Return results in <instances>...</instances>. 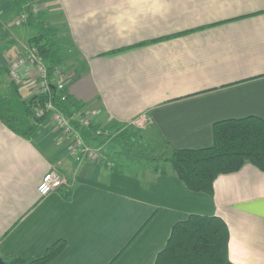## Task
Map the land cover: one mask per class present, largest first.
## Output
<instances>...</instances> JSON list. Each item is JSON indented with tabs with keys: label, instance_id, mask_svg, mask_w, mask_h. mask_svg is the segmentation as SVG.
Instances as JSON below:
<instances>
[{
	"label": "crops",
	"instance_id": "0c3cea01",
	"mask_svg": "<svg viewBox=\"0 0 264 264\" xmlns=\"http://www.w3.org/2000/svg\"><path fill=\"white\" fill-rule=\"evenodd\" d=\"M43 1L46 24L59 29L54 42L66 51V91L95 125L144 117L165 147L200 150L214 145L217 123L264 121V0ZM9 8L0 0L5 29ZM29 29L11 33L0 69L31 45ZM36 78L33 67L23 70L25 99ZM69 144L50 120L31 139L0 120L3 261L35 259L64 242L49 264H156L173 227L200 215L227 224L230 264H264V172L254 165L219 176L206 195L172 175L77 165ZM53 169L73 187L41 198L38 186Z\"/></svg>",
	"mask_w": 264,
	"mask_h": 264
},
{
	"label": "trees",
	"instance_id": "16d2710c",
	"mask_svg": "<svg viewBox=\"0 0 264 264\" xmlns=\"http://www.w3.org/2000/svg\"><path fill=\"white\" fill-rule=\"evenodd\" d=\"M11 14L16 17L27 15V27L37 31L31 39L42 56L48 77L52 79L57 68L64 66V49L52 41L57 32L47 25L41 14L32 13L23 0L11 1ZM14 17L8 18L12 20ZM35 43V44H34ZM8 68L0 69V82ZM48 102L68 118L81 134L89 138L90 132L99 124L86 131L76 119L84 105L70 97L65 90L57 87L50 89V95H33L25 99L22 90L11 83L7 93L0 91V120L12 132L26 139H31L41 125L49 120L50 111L42 118L36 112ZM113 131L123 125L112 124ZM127 133L119 135L113 141L125 138ZM172 150V149H170ZM172 158L167 168L160 170L161 176H175L192 192L212 195L214 183L221 175L238 172L244 165L252 164L264 172V121L257 117L241 120H228L217 123L214 127V145L200 150H172ZM106 161H110L109 166ZM102 164L113 171H118V164L104 154ZM119 172V171H118ZM69 199V196H68ZM230 232L227 224L220 217L191 215L187 220L177 223L166 247L159 253L156 264H230L228 246ZM65 249L60 242L38 258L24 260L14 258L4 261L6 264H49Z\"/></svg>",
	"mask_w": 264,
	"mask_h": 264
},
{
	"label": "built area",
	"instance_id": "2783aa9c",
	"mask_svg": "<svg viewBox=\"0 0 264 264\" xmlns=\"http://www.w3.org/2000/svg\"><path fill=\"white\" fill-rule=\"evenodd\" d=\"M37 12L34 8L33 13L37 14ZM26 19L27 15L22 14L21 21L24 22ZM27 67H33L38 72L39 87L35 95H50L52 86L57 87L59 90L66 89V75L60 72L59 67L56 69L54 75L57 78L56 81L49 79L47 66L37 47L33 44L24 47L21 54L12 60L10 72L13 76H11L13 83L19 85L24 82L21 70ZM47 111H50L49 120L70 143L69 156L77 165L93 160L102 162L105 154V145L108 142L113 141V139L128 131L145 129L147 126V119L144 117L123 125L118 131H113L111 125L99 124L97 129L90 132L89 138L86 139L51 102H48L43 109H39L36 112V117L42 118L46 116ZM76 119L86 131H89L95 125L84 108L77 113ZM106 163L109 166L111 165L110 161H106ZM72 187L73 181L71 179L66 177L62 172L53 169L44 176L43 181L38 186V194L41 198H46L62 189L71 190Z\"/></svg>",
	"mask_w": 264,
	"mask_h": 264
},
{
	"label": "rangeland",
	"instance_id": "374dc122",
	"mask_svg": "<svg viewBox=\"0 0 264 264\" xmlns=\"http://www.w3.org/2000/svg\"><path fill=\"white\" fill-rule=\"evenodd\" d=\"M10 3L9 12L6 14V19L14 17L12 21L10 20L9 29L0 27V51H5L12 48V45L14 43V38H12V32L20 31L21 28H27V25L25 24L26 21H21V16L16 17L14 14H11V1L8 0ZM25 3L29 5V8L31 9L33 13V9L35 8L37 14H41L45 16L43 21L46 23L48 20L46 19V12L49 13L48 7L44 3L43 0H23ZM5 20L4 18L2 19ZM6 21V20H5ZM4 21V22H5ZM51 28L58 32L59 29L51 26ZM58 30V31H57ZM29 32L31 33V37L34 38L37 36V31L33 28L29 29ZM29 33V35H30ZM55 39L52 38V41ZM35 44V43H34ZM30 46V45H29ZM36 46V44L34 45ZM66 54V51H63V56ZM23 68L21 70V73H23ZM61 73H66V70L64 66L59 68ZM8 75L9 79L7 82H4V84H0V91L2 93H7V91L10 88L12 81V74L10 72V66L8 68V73L4 74ZM13 77V76H12ZM36 85L35 87H31L33 89V94H36L39 87V76L38 72L36 71ZM24 83H21L19 85L15 84L24 92ZM2 88V89H1ZM127 135L125 138H120L118 141H111L108 142L105 145L104 153L105 155H108V158L111 160L116 161L118 164V168L123 169L124 172H128L130 174H136L138 176H141L142 178H153L156 175L160 174V170L163 168H167L168 171H170L169 163L168 161L172 158V150L165 147L164 145L159 143V140L155 136H151L146 132L145 129L140 130H134V131H128L126 132Z\"/></svg>",
	"mask_w": 264,
	"mask_h": 264
},
{
	"label": "water",
	"instance_id": "95a60500",
	"mask_svg": "<svg viewBox=\"0 0 264 264\" xmlns=\"http://www.w3.org/2000/svg\"><path fill=\"white\" fill-rule=\"evenodd\" d=\"M51 88L54 89L55 87L52 86ZM0 264H6V263L2 259H0Z\"/></svg>",
	"mask_w": 264,
	"mask_h": 264
}]
</instances>
